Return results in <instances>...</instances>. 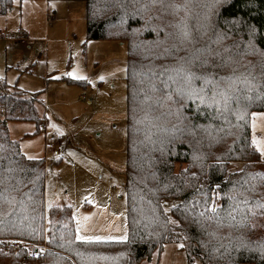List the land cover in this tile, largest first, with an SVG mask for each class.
Wrapping results in <instances>:
<instances>
[{
	"label": "trees",
	"instance_id": "1",
	"mask_svg": "<svg viewBox=\"0 0 264 264\" xmlns=\"http://www.w3.org/2000/svg\"><path fill=\"white\" fill-rule=\"evenodd\" d=\"M83 1L86 39L127 48V239L78 240L69 205L45 212L44 160L6 122L39 129L37 95L0 79V240L48 247L28 257L0 243V264H139L171 242L188 262L264 264V160L250 139L264 111V0Z\"/></svg>",
	"mask_w": 264,
	"mask_h": 264
},
{
	"label": "rangeland",
	"instance_id": "2",
	"mask_svg": "<svg viewBox=\"0 0 264 264\" xmlns=\"http://www.w3.org/2000/svg\"><path fill=\"white\" fill-rule=\"evenodd\" d=\"M126 72L125 42L86 39L83 0H12L0 14V79L37 95L41 120L37 129L34 120L6 118L9 136L26 157L44 160V210L69 205L78 240L127 237ZM250 139L264 149V111L251 113ZM139 264L202 263L171 242Z\"/></svg>",
	"mask_w": 264,
	"mask_h": 264
},
{
	"label": "built area",
	"instance_id": "3",
	"mask_svg": "<svg viewBox=\"0 0 264 264\" xmlns=\"http://www.w3.org/2000/svg\"><path fill=\"white\" fill-rule=\"evenodd\" d=\"M20 39L21 41L24 42L27 38L22 35ZM53 154H57V151L53 150ZM0 243L5 249H8L9 247L14 248V249L23 247L27 250L28 257H33L37 254L44 253L48 249L45 243L36 244L30 241L21 240V239H1Z\"/></svg>",
	"mask_w": 264,
	"mask_h": 264
},
{
	"label": "snow or ice",
	"instance_id": "4",
	"mask_svg": "<svg viewBox=\"0 0 264 264\" xmlns=\"http://www.w3.org/2000/svg\"><path fill=\"white\" fill-rule=\"evenodd\" d=\"M69 75H72L71 73H69ZM77 78H82V77H77ZM253 144L254 145H257V150H260L261 151V155H264V149H261L260 145L258 144V142L254 139L253 140ZM261 207H264V205H262ZM213 211H215V209H213ZM80 239H92V238H84V237H80ZM96 240H100L101 238L100 237H95ZM111 239V238H110ZM121 240H125L127 239V237H121L120 238ZM180 247H183V245H180Z\"/></svg>",
	"mask_w": 264,
	"mask_h": 264
},
{
	"label": "crops",
	"instance_id": "5",
	"mask_svg": "<svg viewBox=\"0 0 264 264\" xmlns=\"http://www.w3.org/2000/svg\"><path fill=\"white\" fill-rule=\"evenodd\" d=\"M86 207H89L88 205H86Z\"/></svg>",
	"mask_w": 264,
	"mask_h": 264
}]
</instances>
